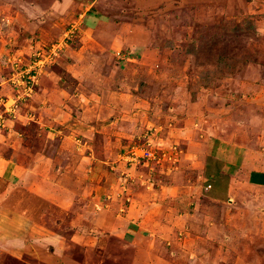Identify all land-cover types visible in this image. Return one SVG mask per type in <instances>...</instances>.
<instances>
[{"label":"rangeland","instance_id":"rangeland-1","mask_svg":"<svg viewBox=\"0 0 264 264\" xmlns=\"http://www.w3.org/2000/svg\"><path fill=\"white\" fill-rule=\"evenodd\" d=\"M96 21L107 29L99 36L110 54L107 65L121 64L142 79L136 109H124L118 122L126 137L111 142L100 133L107 169L96 172L102 179H122L124 172L133 184L124 192L117 188L121 201L111 194L105 201L97 183L85 185L99 178L90 167L80 173L85 160L76 158L77 164L64 155L78 150L94 156L93 139L75 129H52L61 143L53 151L59 148L62 164L74 167L68 178L74 200L69 195L63 202L67 193L51 184H66L69 168L60 166L59 178L31 182L47 181L46 200L59 199L53 207L18 187L25 184L21 176L0 175V218L8 221L3 209L21 204L32 214L30 232L21 235L15 225L13 233L0 235V264H264V189L241 183L227 198L228 183L208 181L192 163L219 150L216 145L225 151L250 142L264 152V0H0V160L23 145L38 146L54 126L26 101L39 92L43 76L54 74L66 46H84L83 30ZM119 50L132 61L117 58ZM144 150L151 159L141 158ZM93 196L109 213L99 224L87 219L88 210L96 212L89 208ZM120 216L136 225L143 220L138 232L132 230L138 234L134 255L128 241L126 249L117 247L129 232L108 245L114 235L107 223ZM150 233V240H141Z\"/></svg>","mask_w":264,"mask_h":264},{"label":"crops","instance_id":"crops-1","mask_svg":"<svg viewBox=\"0 0 264 264\" xmlns=\"http://www.w3.org/2000/svg\"><path fill=\"white\" fill-rule=\"evenodd\" d=\"M88 20L92 21L90 17H88ZM103 24L104 22L96 21L94 28H87L83 30L84 35L81 36L80 40L82 42L83 39L84 46L79 48L77 51L73 49V47L70 49V47L66 46L65 56H63L58 61V66L54 68L56 69L54 74L43 76V80H40L39 83V92L34 93L29 99L30 101H26V103L31 106L30 108L38 107L42 112H45L46 115L49 116L50 121L53 122L52 124H54V126L50 127V129L43 134L42 141L37 144L38 146L33 145V149H28V147L25 148L23 145L19 151L13 152L12 158H5L3 161L0 160V175H7L10 172H14L18 176H21L23 179H25V184L18 187L24 188V192L33 194L35 198L40 199L44 203L46 202L50 207H53L52 204L54 203V200L59 199L46 200L45 195L50 191H48L45 187L47 186V181L45 180L44 184L42 183L41 185H36L34 187L31 183L34 178L38 179L40 177L43 181V177L59 178L57 177V174L60 171V166H63L64 169L69 168V171L65 173L63 172V176L67 178L66 184H60L59 181L52 182L51 184L56 186L60 185L61 188L63 187L62 189H64L65 193H67L66 201L63 202H67L69 200V195H71L72 192L76 190L75 186L73 188V183L71 184L70 179H68L69 177L73 178L71 173H73L74 167L68 164H66V166L62 164L63 160L60 156L62 152L56 147H54V151L52 149V145L61 144L58 138L56 139V137L53 135L54 131L52 129L63 128L65 130V128H67L73 129V131L75 129V131H77L79 134L85 135L86 137H91L94 142V150L92 148V151H94V156L87 152L81 153L82 151L78 150H76L77 153L73 155H69V153L74 150H70L68 153L65 151L66 154L64 155L68 160L69 158H75L72 159L71 162L77 164L79 162L76 160V158L79 160H85V163H79L81 165L80 173H87L86 169L90 167V172L98 175L99 169H107L105 166L106 163H103V160L100 158L101 148L99 147L102 142V136L100 133H106L108 137H110L111 142H115L116 140L121 141V137H126V133L122 128V124L118 123L120 120V115L123 114L122 111L124 109H134L132 104L135 103V100L141 94L137 86L138 80H142L139 76L134 73L131 74L129 71L125 72L121 64L120 66L114 68L107 65V60L109 61L110 54L105 52V49H107L104 47L105 44L103 42L105 41L99 38L100 35L104 36L105 32L107 31L106 28L104 29ZM106 37H104L105 40L107 39ZM88 50H90L92 53L90 54ZM73 52L76 55H73L72 57ZM80 53H85L86 55H81L82 57H78ZM69 55L71 56L70 60L68 59ZM122 57V60L132 61L127 57L125 58L123 52ZM61 78L64 79V83L59 82ZM137 128H139L137 123H134V125L131 127L133 130H136ZM113 129H118L119 132L114 131L113 133ZM122 133L124 135H122ZM39 136L41 137V135ZM44 137L45 139L47 138L46 141ZM128 137L130 138L128 135L126 139H128ZM216 146H218L220 149H211L206 155H204V153L201 156H196L195 160L192 162L194 168L196 166L198 169L201 168L203 175L208 177V181H211L212 183L214 181L222 184L228 183V186H226L227 198L230 197L232 190L233 193L235 192L234 186H238V184L241 183L250 188L264 189V152L262 150L256 149V146L258 145L248 142L247 144H244L240 147H230L231 149H227L225 151L221 149L220 145ZM113 156L114 155H112V157ZM113 158L114 160L116 159V157ZM16 162L18 164H16ZM70 170L71 173H69ZM103 174H105V172ZM120 174V177H123L122 179L117 178L116 176H111L112 174H110V177L105 174L106 176H104L103 179L101 178L102 175H98L99 178L97 179V182H90L85 185L91 187L97 183L94 186L96 187L99 185L100 187V191L97 193V195L100 194V196H103L106 201V199H108L111 194L116 198L117 201H121L118 200V195L116 193L117 188H119L118 192H124L125 184L126 187L127 185L130 187V185L133 184L132 181L134 180L132 179V175L130 176L124 172ZM19 184L23 183L19 182ZM210 187L213 188L212 184ZM81 188L84 189L83 187ZM62 189L56 188L55 190H57L59 193H62ZM71 198L74 200L72 195ZM60 202L61 201H56V206L60 204ZM75 203L78 204V202ZM101 203H104V201L98 200L97 197L93 196V201L89 208L95 206V209H93L94 211L96 210V212L94 214H90L88 210L87 219H91L93 216L95 222L99 224V218L101 219L102 217H105V215L106 217L108 216L109 213L103 208V206L98 205ZM108 203L110 202H107V205ZM24 207V204H21L18 207H9L7 209H3L6 212L5 216H8L9 219L6 221L0 218V225H2L1 228H3V230L0 231V235L12 232V229L15 227V225H17V229H20L17 230V233L21 235L30 232L28 231L29 228H27V223L30 222L32 214H30L28 210L24 209ZM66 207H68V205H65V207L62 206V208L67 210L68 208ZM62 208L60 210H62ZM105 208L107 207L105 206ZM160 210L161 207L158 206L155 207L152 212L156 213L157 217ZM80 212L81 210H79V214H77L81 216L84 215L83 212ZM119 215L120 214H117V216ZM39 219L41 220L42 216H40ZM155 221L156 220L152 217L150 219L149 225L154 224ZM82 222H84L82 226H86L84 219ZM89 223H91V221ZM142 223L143 220L139 221L138 225H136L132 220L129 219V216H126L125 218H121L120 216L115 218V220H109L106 228L108 230L110 229V234L112 233V235H114V242L109 241L108 245L110 243L115 244L117 241L121 242V235H123L124 232L125 234L129 232V234L126 235L128 238L126 239V242L117 247L119 250L126 249L124 246L127 245L128 241V243L132 245L130 252H132L134 255L135 249L137 248L136 246L138 245L136 241L138 234L135 233L138 232L137 230H139L137 226L143 225ZM152 226H148L145 228V230L151 231L153 229ZM134 228H136V232L132 231ZM153 231L154 230H152V232ZM151 236L152 234L150 233L147 234L144 239H139L148 241L150 240ZM135 241L136 243H134ZM162 249L168 250L167 247H162ZM160 254H162L161 251L159 252V255ZM166 256L168 255L166 254ZM106 259L108 260V258Z\"/></svg>","mask_w":264,"mask_h":264},{"label":"built area","instance_id":"built-area-1","mask_svg":"<svg viewBox=\"0 0 264 264\" xmlns=\"http://www.w3.org/2000/svg\"><path fill=\"white\" fill-rule=\"evenodd\" d=\"M115 56L120 59L122 57L121 50L116 51ZM134 155L135 154H133V156ZM141 158H143V159H151L152 158V154L148 150L147 151L144 150L143 153H142V155H141Z\"/></svg>","mask_w":264,"mask_h":264}]
</instances>
